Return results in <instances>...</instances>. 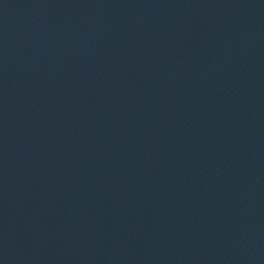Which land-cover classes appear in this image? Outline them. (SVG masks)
Returning a JSON list of instances; mask_svg holds the SVG:
<instances>
[{"label":"water","instance_id":"obj_1","mask_svg":"<svg viewBox=\"0 0 264 264\" xmlns=\"http://www.w3.org/2000/svg\"><path fill=\"white\" fill-rule=\"evenodd\" d=\"M0 264H264V0H0Z\"/></svg>","mask_w":264,"mask_h":264}]
</instances>
